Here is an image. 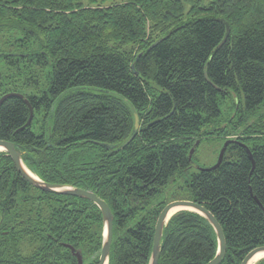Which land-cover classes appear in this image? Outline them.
Instances as JSON below:
<instances>
[{"label": "trees", "instance_id": "1", "mask_svg": "<svg viewBox=\"0 0 264 264\" xmlns=\"http://www.w3.org/2000/svg\"><path fill=\"white\" fill-rule=\"evenodd\" d=\"M109 1L0 0V100L23 96L3 103L0 140L44 182L108 203L109 264L150 263L169 204L152 201L178 180L182 200L222 225L221 264H241L264 246V0ZM131 106L141 127L119 150L133 134ZM229 140L219 168L190 173L202 144ZM103 241L97 205L35 188L0 152V264H78L71 248L99 264ZM217 250L209 221L180 211L159 264H207Z\"/></svg>", "mask_w": 264, "mask_h": 264}, {"label": "water", "instance_id": "2", "mask_svg": "<svg viewBox=\"0 0 264 264\" xmlns=\"http://www.w3.org/2000/svg\"><path fill=\"white\" fill-rule=\"evenodd\" d=\"M225 24L227 27V34H226V38L223 44L228 39L230 31H231L229 24L227 22ZM161 42H162V39L156 42L150 49L156 47ZM133 70H135V67H133ZM12 97L23 98V96L20 94H8L0 100V109L3 103L7 99L12 98ZM26 103L30 106V110H31V117L28 122V125H31L33 117H34V109L30 105L28 100L26 101ZM130 108L134 116L133 134L122 146L119 147V150H124L125 147H127L133 142V140L138 135L140 127H141V122H140L138 113L135 111V109L132 106ZM232 142H233L232 140H229L224 144L219 154L218 161L215 165L209 168L201 169V170L211 171V170H215L219 168L224 160L226 149ZM199 145H200V142H197L196 146L191 150L190 160L192 159ZM106 147L108 149H116V146H113V145H106ZM0 149L2 150V152H6L9 154V156L12 158L13 162L15 163L19 173L35 188L42 190L43 192H47V193H52V194H57V195H62V196H73L77 198L86 199V200L93 202L95 205L99 207V209L102 212L103 220H104V241H103V248H102L99 264H109L112 244L114 240V214L110 206L108 205V203L104 201L103 199H101L97 194H95L92 191H88V190L81 189V188H74L72 186H67V185L50 184V183L44 182L25 166L24 160H23L24 152L15 143L0 140ZM247 150H248L250 158L252 159V162L255 167V162L253 161L251 151L249 149ZM175 209H180L178 212L180 211L196 212L204 216L209 221V223L212 225L217 235L218 250H217V255L215 256V258L207 264H221L224 258L226 257V252H227V241H226L223 227L220 224V222L217 220V218L213 215V213H211L208 209H206L202 204L189 201V200H178V201L171 202L167 204L162 210V212L160 213L156 226H155L153 249H152V254H151V259H150L149 264H159V260H160L161 252H162V241L164 237L165 227L168 225L170 219L176 213H178L176 212L172 216L170 215L171 212ZM71 249L78 258V261H79L78 264H83L84 260H83L81 253H76L74 248H71ZM261 254H264V246L258 247L252 250L251 252H249L241 264H252V261ZM261 259H264V257Z\"/></svg>", "mask_w": 264, "mask_h": 264}, {"label": "rangeland", "instance_id": "3", "mask_svg": "<svg viewBox=\"0 0 264 264\" xmlns=\"http://www.w3.org/2000/svg\"><path fill=\"white\" fill-rule=\"evenodd\" d=\"M125 0H111L108 3H115V2H122ZM205 5H208L210 0H203ZM189 9V6L187 5V11ZM226 112L230 113V105H226ZM43 119L40 118L39 121H42ZM42 126V123L40 122L36 126V130L39 131ZM232 139V138H227ZM224 143V141H223ZM222 142L218 141H212L211 144L204 143L202 144L199 149L197 150V160L194 161L193 168L190 173L199 171L200 169L209 168L212 165L218 161V155L220 153V148L222 149ZM197 147V148H198ZM184 186L183 180H178L177 182H171L167 188L165 189L162 196H160L157 200H153L152 202H159V201H167L168 203L182 200V198L186 197L187 194L181 189V187Z\"/></svg>", "mask_w": 264, "mask_h": 264}, {"label": "bare ground", "instance_id": "4", "mask_svg": "<svg viewBox=\"0 0 264 264\" xmlns=\"http://www.w3.org/2000/svg\"><path fill=\"white\" fill-rule=\"evenodd\" d=\"M0 152H2V150L0 149ZM180 209H175V210H173L172 212H171V216L173 215V214H175L176 212H178ZM264 257V254H261V255H259V256H257L253 261H252V264H255L256 262H258L261 258H263Z\"/></svg>", "mask_w": 264, "mask_h": 264}]
</instances>
